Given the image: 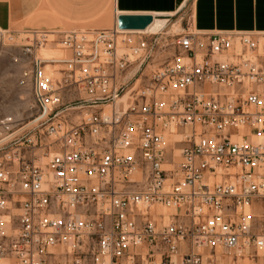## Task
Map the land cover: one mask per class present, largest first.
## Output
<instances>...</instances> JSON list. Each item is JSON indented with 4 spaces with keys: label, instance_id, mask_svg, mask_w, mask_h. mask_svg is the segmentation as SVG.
Masks as SVG:
<instances>
[{
    "label": "built area",
    "instance_id": "obj_1",
    "mask_svg": "<svg viewBox=\"0 0 264 264\" xmlns=\"http://www.w3.org/2000/svg\"><path fill=\"white\" fill-rule=\"evenodd\" d=\"M163 35L0 28L33 108L0 122V264H264V33H181L142 78Z\"/></svg>",
    "mask_w": 264,
    "mask_h": 264
},
{
    "label": "crops",
    "instance_id": "obj_2",
    "mask_svg": "<svg viewBox=\"0 0 264 264\" xmlns=\"http://www.w3.org/2000/svg\"><path fill=\"white\" fill-rule=\"evenodd\" d=\"M185 6L191 28L210 33H264V0H0V28L23 34L72 26L96 27L107 23L111 8L116 16L150 14L169 20ZM63 54L57 49L49 57Z\"/></svg>",
    "mask_w": 264,
    "mask_h": 264
},
{
    "label": "rangeland",
    "instance_id": "obj_3",
    "mask_svg": "<svg viewBox=\"0 0 264 264\" xmlns=\"http://www.w3.org/2000/svg\"><path fill=\"white\" fill-rule=\"evenodd\" d=\"M115 16L116 14L111 8L109 19L104 25L96 27L72 26L66 27L64 29L52 30L63 31L69 29H111L115 26ZM158 31L164 32L163 37L167 35L166 37L168 44H164V46L157 51L154 61H152L151 64L148 65L144 70L142 78L148 75L151 69L163 65L164 62H168L178 55V51L174 48L173 43L179 34L188 32L207 33L190 27L188 6H185L183 10L176 16L169 17L167 24L161 27ZM45 46L52 49L61 47L53 41H48ZM54 50L56 51L57 49ZM40 51L41 49H39L38 53H40ZM12 53H19V49L13 48ZM65 54V57L69 56V52L66 50ZM22 67L23 63L21 61L14 62L11 60V57L8 54H4L2 57H0V122L7 121L15 126V128L26 123L33 114L32 97L30 91L26 87L19 86L17 82ZM56 67L58 68L59 65H56L55 67H48L46 69L50 70ZM160 211H164L166 213L170 212L165 208H160Z\"/></svg>",
    "mask_w": 264,
    "mask_h": 264
},
{
    "label": "bare ground",
    "instance_id": "obj_4",
    "mask_svg": "<svg viewBox=\"0 0 264 264\" xmlns=\"http://www.w3.org/2000/svg\"><path fill=\"white\" fill-rule=\"evenodd\" d=\"M117 16H116V19H117ZM152 16H153V19H152L151 23L145 29H143V30H124V31H130L131 33H156V32H158V30L161 27H163L168 22V20L166 18L164 19V17H162L161 15H158V17H156L155 15H152ZM116 23H117V21H116ZM116 23H115V27H117ZM54 49L61 50L64 54L58 58L49 57L50 55H52L53 53L56 52ZM65 56H66L65 50L62 49L61 47L52 49L50 47L47 48L45 46V47L41 48L40 53H37V57L45 62V68L51 67L50 66L51 61L65 59L66 58ZM123 99L124 98H122L120 101H123ZM161 212L166 213L164 211H161Z\"/></svg>",
    "mask_w": 264,
    "mask_h": 264
},
{
    "label": "water",
    "instance_id": "obj_5",
    "mask_svg": "<svg viewBox=\"0 0 264 264\" xmlns=\"http://www.w3.org/2000/svg\"><path fill=\"white\" fill-rule=\"evenodd\" d=\"M150 14H119L116 26L119 30H143L152 21Z\"/></svg>",
    "mask_w": 264,
    "mask_h": 264
}]
</instances>
